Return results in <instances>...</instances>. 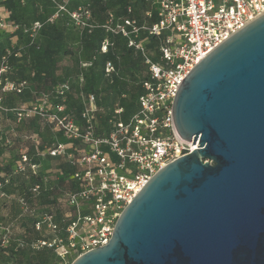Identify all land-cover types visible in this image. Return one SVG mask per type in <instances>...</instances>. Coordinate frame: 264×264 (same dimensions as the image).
Wrapping results in <instances>:
<instances>
[{
  "label": "water",
  "instance_id": "1",
  "mask_svg": "<svg viewBox=\"0 0 264 264\" xmlns=\"http://www.w3.org/2000/svg\"><path fill=\"white\" fill-rule=\"evenodd\" d=\"M172 120L198 148L153 174L108 243L70 264H264V13L187 73Z\"/></svg>",
  "mask_w": 264,
  "mask_h": 264
},
{
  "label": "built area",
  "instance_id": "2",
  "mask_svg": "<svg viewBox=\"0 0 264 264\" xmlns=\"http://www.w3.org/2000/svg\"><path fill=\"white\" fill-rule=\"evenodd\" d=\"M156 12V21L150 25H137L134 19L114 21L109 14L102 25L106 32L118 33L125 37L128 46L139 50L148 66L149 77L142 82V93L138 97V111L129 119L116 121L105 136L95 134L94 113L95 96H82L83 107L80 117L82 125L66 113L65 93L69 86L60 83L54 88L57 102L46 97L36 103L10 108L16 121L38 116L52 129L60 131L70 139L78 140L81 148L74 152L63 142L55 141L45 146L43 151L36 150L39 156H62L71 165L77 167L73 177L77 188L66 194L67 205L71 213L65 216L69 222L65 227V236H56L41 240L32 245H47L53 248L61 264H70L78 255L108 243L115 222L123 208L148 179L169 162L198 148V140L181 139L175 132L172 120V103L175 92L187 73L210 51L242 28L244 25L264 13V0H147ZM66 13L77 26H91V12L85 5L68 11L66 1L56 3L54 12L48 21ZM151 15V11L146 13ZM41 27L35 21L30 28L33 36ZM16 25L8 22L0 12V29L14 31ZM141 31L149 35L162 37L159 47V60L152 61L144 52L139 39ZM108 41L104 39L101 51L105 52ZM89 63H84L87 66ZM9 70L6 58L0 62V91L21 93L24 81L8 79L4 74ZM114 70L107 61L105 74ZM82 81V75L79 76ZM0 110L8 111L1 103ZM117 108L115 113H121ZM1 137V136H0ZM9 143V139L5 140ZM39 164L30 162L27 154L22 153L14 172L29 169L36 173ZM45 182V179L43 178ZM0 198L6 197L1 191ZM40 190V184H34L30 191ZM22 212H28V206L22 197H18ZM50 230L56 226L51 214L45 213L41 221ZM7 238L3 236L2 244Z\"/></svg>",
  "mask_w": 264,
  "mask_h": 264
},
{
  "label": "trees",
  "instance_id": "3",
  "mask_svg": "<svg viewBox=\"0 0 264 264\" xmlns=\"http://www.w3.org/2000/svg\"><path fill=\"white\" fill-rule=\"evenodd\" d=\"M21 1L0 0L1 14L8 22L17 26L12 32L0 29V62L5 57L9 67L4 76H7L10 80L25 82L21 93L0 91L2 106L8 109V111L0 110V119L10 118L14 126L11 130H7L0 124V151L5 152L7 154L6 157H8L5 164L0 165L1 191L6 195V197L0 198V205L14 203L20 209L19 227L22 230L23 239L13 241L11 239L10 228L8 226L4 227L0 233V257L5 258L7 264H47L48 260L53 257L51 264H59L60 259L53 248L47 245L35 246L32 244L41 240H49L56 236H65V227L69 222V218L65 215L72 211L71 207L67 205L66 194L77 188V182L73 177V173L77 170V167L71 165L62 156L51 157L44 155L41 157L36 153V150L43 151L45 146H49L52 142L60 141L67 144L69 150L75 153L74 149L77 147L81 148L82 144L78 140L70 139L60 131L55 130L56 133L65 137L64 140L55 139L50 144L44 143L45 139L42 134L51 125L43 123V119L38 116L16 121L14 113L10 108L17 106H7L5 97L11 95V99L15 100L22 96H28L31 92H39L43 88H50L52 95H44L41 98L46 97L57 102L58 99L55 97L54 88L60 83H66L69 86L64 97L66 113L78 125H82L83 121L80 117L83 107L82 100L78 102L74 99L71 102L69 101L70 97L80 93L81 89L77 87L73 80L68 81L63 79L62 82L57 84H55L56 81L54 80L55 71H57L55 58L64 41L63 33L66 26L63 20L68 15L62 13L52 21H48V18L54 12L56 3L61 1L45 0L50 4L52 3L53 6V10L50 11L48 18L43 20L40 17H35L31 21L26 19L25 13H21V16L17 15L16 8L22 3ZM41 1L31 0L32 4ZM82 4H89L88 8L93 21L89 27L73 24L74 27L81 30L79 42L83 45L85 51L88 52L87 62L90 64L86 68L87 73L84 74L85 76L81 74L83 80L85 77L84 90L86 92L84 96L87 94H96L97 96L100 92L95 87L93 76L94 68H98L99 73L105 76V80L104 87L101 89L104 93L102 97L103 101L99 102L95 99L97 108L94 113L95 134L97 136H105L112 129L113 123L119 120L126 122L132 114L138 111V97L142 93V82L148 79L149 73L142 53L134 47L128 46L127 39L121 34L106 32L102 25L107 20L109 14L113 15L114 21L127 18L134 19L139 26L150 25L156 21L157 17L156 12L147 0H77L74 1L73 9ZM37 8L38 6H34V9ZM148 11H151L150 16L146 15ZM35 21H39L41 27L33 36H30V28ZM41 31L47 32L48 37L45 44L40 46L36 42L35 36ZM161 38L149 35L144 31H141L139 34L138 40L141 42L145 54L152 61H158L160 58L159 47ZM104 39H107L108 44L106 51L102 52L101 44ZM21 43L23 45H20ZM64 52H68V50H64ZM107 61H110L114 67L113 72L108 75L104 71V65ZM76 72H73L71 76H76ZM79 76H77L78 80ZM115 103H117V108H121L122 110L119 114L115 113L117 108H113ZM101 107H111L113 111L110 115L101 117ZM98 117L101 118L98 119ZM22 122L30 125V128L23 133V136H20L21 133L15 130L21 131V128L17 125ZM107 122L110 124H107ZM35 132L37 135L33 137V133ZM6 139H9V143L5 142ZM22 153L28 155L30 162L39 164L36 173H32L29 169L23 172H14L17 161ZM42 159H48L49 161L56 160L63 164L61 179L55 181L51 174L44 172L41 164ZM25 179H30V182L28 186L23 187ZM36 183L40 184V190L34 194L30 191V188ZM16 184L21 188L17 195H13L10 189ZM59 186L62 187L60 196L63 200H59L57 196ZM18 197L23 198L25 204L28 206V212H22L17 200ZM37 200H42L44 205L37 207ZM59 201H61V204L58 203ZM62 202L64 203L62 204ZM45 213L51 214L52 221L56 226L54 231L48 229L45 224H40V227L36 228V224L41 221ZM3 236L7 238L6 244H2Z\"/></svg>",
  "mask_w": 264,
  "mask_h": 264
},
{
  "label": "rangeland",
  "instance_id": "4",
  "mask_svg": "<svg viewBox=\"0 0 264 264\" xmlns=\"http://www.w3.org/2000/svg\"><path fill=\"white\" fill-rule=\"evenodd\" d=\"M56 1H66V6L68 4L67 10L71 11L74 7V1H77V0H56ZM81 1H84V0H81ZM21 2L22 3H20L16 8V11H17L16 13L18 16H21V13H25L26 19L29 21H31V19H33L35 17H40L41 19L44 20L45 18H48L50 11L53 10L52 3L50 4L48 1H45V0H42L41 2H36L35 4H32L31 0H22ZM34 6H38V8L34 9ZM85 6L89 7V4H86ZM67 17H65L63 20V23L66 26L64 29V33H63L64 41H63V44H62L60 51L58 52V54L56 55V58H55V65H56L57 71H55V79L54 80L56 81L55 84L62 82L63 79L68 80V81L73 80L75 82V84L77 85V87L79 89H81V92L70 97L69 101L71 102L74 99L75 101L78 102V101L82 100L81 98H82V96L85 95L86 91L84 90L85 77H84V80H82L80 82L77 79V76H79L81 74L84 75L85 73H87L86 68L89 67L90 64H88L87 66H83L84 63H89V62H87L88 61L87 60L88 52L85 51L83 45L79 42L81 30L74 27V25H76V24L71 21L69 16H67ZM89 23H91V24L93 23L92 18L90 19ZM47 37H48L47 32L41 31V32L37 33V35L35 36V40L41 46V45L45 44ZM20 45H23V44L21 43ZM37 50H39V49H37ZM64 50H68V52H64ZM76 63H77V65H76ZM73 72L77 73V75L74 77L71 76V74ZM93 76H94V81H95V87L98 91H100L97 96H96V94H94L95 99H96V101L98 100L99 102H101V101H103L102 97L104 96V93L101 91V89L104 87L105 76L101 75L99 73L98 68H94V75ZM29 95L32 97L34 96L35 99H32V100L34 102H37L42 96H44V95L51 96L52 93H50V88L49 89L43 88L41 91L34 92V94H33V92H31V94H29ZM70 102H69V104H70ZM113 108H117V103L114 104ZM113 108L101 107V113H102L101 117H103L104 115H110L113 111ZM72 111H73V109H72ZM101 117H98V119ZM43 123L47 124L44 120H43ZM107 124H110V123L107 122ZM42 136H44V139H45L44 143H47V144H50L55 139L63 141L65 138L64 136L60 135L59 133H56L50 126L47 127L46 132H44V134H42ZM33 137H34V135H33ZM58 177L59 178L55 177L54 180L58 181L59 179H61L60 178L61 176H58ZM29 182H30V179H25L24 184L22 186L23 187L28 186ZM20 188L21 187H19L16 184L15 186L11 187V189H10L11 193L13 195H17L20 191ZM61 192H62V187L59 186V190H57V194H58L57 196H58L59 200H63V198L60 196ZM58 203L61 204V201H59ZM63 203L64 202H62V204ZM43 205L44 204H43L42 200L36 201L37 207H41ZM16 206L17 205H15L14 203H8V204H1L0 205V233L4 227L8 226L11 230V239H13V241L23 239V233L19 227L20 209ZM52 259H53V257H51L48 260L47 264H51ZM0 264H7V261H5V258L3 259L0 257ZM59 264H61V261Z\"/></svg>",
  "mask_w": 264,
  "mask_h": 264
},
{
  "label": "crops",
  "instance_id": "5",
  "mask_svg": "<svg viewBox=\"0 0 264 264\" xmlns=\"http://www.w3.org/2000/svg\"><path fill=\"white\" fill-rule=\"evenodd\" d=\"M33 94H34V92H33ZM32 99H35L34 96L32 97V96L28 95V96H22L21 98H17L14 100V99H11V95H8L5 97V103L9 107H12L15 105L18 106L21 104L29 105V104H32L34 102ZM34 103H36V102H34ZM0 124L2 125V127L4 129H7V130H11L14 127L12 125V120L10 118L0 119ZM17 126L19 128H21V131H17V130H15V131L21 133L20 136H23V133H25V131L29 130V128H30V125H27V123L25 124L23 122ZM33 134H34V136L37 135L36 132ZM6 156H7V154L5 152L0 151V165L5 164V162L8 160V157H6ZM41 164H42L44 172L51 174V176L54 179H55V177L59 178L58 176H61V174L63 173V164H61L60 162H58L56 160L49 161L48 159L47 160L42 159Z\"/></svg>",
  "mask_w": 264,
  "mask_h": 264
}]
</instances>
